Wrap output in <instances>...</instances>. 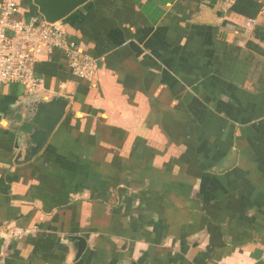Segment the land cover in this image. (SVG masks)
I'll return each instance as SVG.
<instances>
[{
  "label": "crops",
  "instance_id": "0c3cea01",
  "mask_svg": "<svg viewBox=\"0 0 264 264\" xmlns=\"http://www.w3.org/2000/svg\"><path fill=\"white\" fill-rule=\"evenodd\" d=\"M16 1L20 16L38 15L32 0ZM256 1L252 20L230 11L234 0H91L63 20L97 71L82 81L58 53L39 57L43 96L70 104L22 166L6 117L28 96L0 89V179L14 176L0 192V253L16 264H264ZM46 237L53 257L30 261ZM71 237L85 241L79 256Z\"/></svg>",
  "mask_w": 264,
  "mask_h": 264
},
{
  "label": "built area",
  "instance_id": "2783aa9c",
  "mask_svg": "<svg viewBox=\"0 0 264 264\" xmlns=\"http://www.w3.org/2000/svg\"><path fill=\"white\" fill-rule=\"evenodd\" d=\"M58 53L71 76L82 81L94 78L98 59L83 53L62 22L49 24L40 15L20 16L16 0L0 4V89L19 86L26 96L44 95L45 80L35 73L39 57ZM0 264H11L0 253Z\"/></svg>",
  "mask_w": 264,
  "mask_h": 264
},
{
  "label": "water",
  "instance_id": "95a60500",
  "mask_svg": "<svg viewBox=\"0 0 264 264\" xmlns=\"http://www.w3.org/2000/svg\"><path fill=\"white\" fill-rule=\"evenodd\" d=\"M89 1L91 0H32V4L45 22L53 24L62 22ZM69 104L70 97L60 94H54L49 99L42 95L28 96L20 103L18 111L6 117L8 121L14 123L19 136L18 152L13 159L14 165H25L43 151L63 120ZM233 165L234 162L224 170L230 169ZM70 241L75 242L79 256L85 247L84 239L71 237Z\"/></svg>",
  "mask_w": 264,
  "mask_h": 264
},
{
  "label": "trees",
  "instance_id": "16d2710c",
  "mask_svg": "<svg viewBox=\"0 0 264 264\" xmlns=\"http://www.w3.org/2000/svg\"><path fill=\"white\" fill-rule=\"evenodd\" d=\"M262 6L260 3H258L256 0H234L233 5L230 7V11L240 15L242 17L248 18V19H254L259 14ZM53 68L49 64H42L40 65L39 72L43 75H53L55 72L52 70ZM36 72L38 73V66L36 67ZM14 180V176L5 174L3 178L0 179V192L2 193H8L10 184ZM48 241V242H47ZM54 237H46L41 238L39 240H36L32 257L30 258V261L35 258H40L41 256L44 258L43 260H47L49 258H52L49 254L50 249L54 246ZM48 243V244H47ZM38 249L42 252H48V255L45 256L38 254ZM11 264H16L15 262H12ZM29 264V263H27Z\"/></svg>",
  "mask_w": 264,
  "mask_h": 264
}]
</instances>
